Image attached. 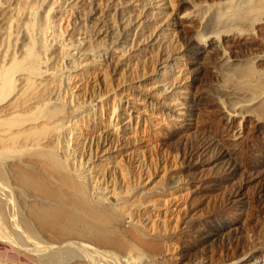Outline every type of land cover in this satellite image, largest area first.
Listing matches in <instances>:
<instances>
[{
	"label": "rangeland",
	"instance_id": "obj_1",
	"mask_svg": "<svg viewBox=\"0 0 264 264\" xmlns=\"http://www.w3.org/2000/svg\"><path fill=\"white\" fill-rule=\"evenodd\" d=\"M214 2L223 0H0V66L8 61L3 30L11 9L25 8L16 41L8 46L22 57L33 8L36 25L45 26L46 50L36 48L46 74L57 76V83H43L39 101L61 106L54 117L62 145L57 156L71 170L78 166L87 198L111 209V227L128 242L120 247L80 235L89 246L76 244L71 256L42 261L44 240H54L25 207L41 195L0 176V224L8 232L0 236L3 264H151L145 245L130 231L133 216L142 224L150 190L156 200L192 194L186 206H195L197 219L215 209L239 217L243 226L252 224L249 211L264 201V187L257 190L256 180L245 187V201L225 203L243 176L264 174V105L258 109L252 90L237 86L229 66L264 55V11L249 26L225 27L215 5L210 7ZM241 33L256 35V51L236 46ZM209 39L220 44L217 53L210 51ZM85 65L90 80L80 83ZM257 67L264 69V60ZM223 149L232 160H219ZM230 161L237 171L228 175ZM212 178L217 182H204ZM25 219L36 224L35 230ZM255 220L263 234L264 211ZM249 227L246 235L252 236Z\"/></svg>",
	"mask_w": 264,
	"mask_h": 264
},
{
	"label": "bare ground",
	"instance_id": "obj_2",
	"mask_svg": "<svg viewBox=\"0 0 264 264\" xmlns=\"http://www.w3.org/2000/svg\"><path fill=\"white\" fill-rule=\"evenodd\" d=\"M212 6L222 26L235 25L239 28L254 23L256 15L264 11V0H223L212 3ZM24 9L15 6L8 15L3 30L8 46L10 42L16 41V30L21 24L19 16ZM29 12L32 19L27 24L30 40L24 48L23 56L14 55L12 47L7 46L8 52L4 56L8 61L0 66V176H11L17 180L21 189L27 188L41 195L26 203L25 207L29 210L28 216L41 228L48 230L53 237L50 239L54 240H44L40 257L42 261L63 260L75 253L73 246L76 244L89 246L87 242H80V235L102 244L127 247L128 242L123 234L110 225L114 219L111 209L99 203L93 204L87 198L88 184L81 180L78 166L71 170L69 162L57 156L56 149L62 145L58 142L60 129L55 126L54 117L61 106L39 103L45 92L43 83L55 84L57 76L46 74L41 55V50H46L43 38L45 26L39 23L36 25V11L33 8ZM48 16L49 13L44 15L45 22ZM38 32L41 36L36 38L33 33ZM241 34L236 46L256 51V35ZM201 40L197 39L199 43H202ZM215 42V39H209L211 52L219 49L220 44ZM262 60L264 55L255 53L247 57L243 64L236 62L229 66L236 74L237 86L241 90H252L251 98L258 109L264 105V69L257 67ZM80 74V83L90 80L87 65L81 67ZM101 77L105 80L104 74ZM257 93H261L258 100ZM92 137L93 140L96 136ZM75 139L80 143L78 136ZM87 140L88 137L85 142ZM224 157H231L232 160L233 156L227 149H223L219 153V160ZM233 165L234 161H230L226 167L228 175L237 171ZM106 172L107 167L100 166L99 174L104 175ZM255 180V188L261 191L264 187V174L250 173L249 176H243L239 186L229 193L225 205H230L235 199L245 201L244 189ZM204 182L213 184L217 179H206ZM151 191L148 205L141 215V226L133 216L130 230L145 245V254L151 264H264V233L257 227L255 220V215L264 211L263 199L255 209L249 211L252 224L243 226L239 217L232 219L215 209H209L204 218L193 217L195 206L190 205L191 209L186 206L192 194L166 196L156 200ZM0 204L3 205L1 201ZM24 221L30 230H35L36 224L31 219ZM14 225L23 230L20 221ZM248 226L255 236L246 235ZM7 233L0 224V236ZM84 252L89 253L87 250Z\"/></svg>",
	"mask_w": 264,
	"mask_h": 264
},
{
	"label": "built area",
	"instance_id": "obj_3",
	"mask_svg": "<svg viewBox=\"0 0 264 264\" xmlns=\"http://www.w3.org/2000/svg\"><path fill=\"white\" fill-rule=\"evenodd\" d=\"M0 264H3V260H0Z\"/></svg>",
	"mask_w": 264,
	"mask_h": 264
}]
</instances>
